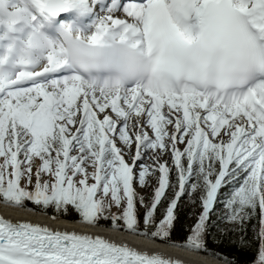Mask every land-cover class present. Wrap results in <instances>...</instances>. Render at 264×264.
Instances as JSON below:
<instances>
[{"label":"snow or ice","instance_id":"obj_1","mask_svg":"<svg viewBox=\"0 0 264 264\" xmlns=\"http://www.w3.org/2000/svg\"><path fill=\"white\" fill-rule=\"evenodd\" d=\"M28 202L197 254L220 205L264 264V0H0V204ZM0 264L183 262L0 217Z\"/></svg>","mask_w":264,"mask_h":264},{"label":"trees","instance_id":"obj_2","mask_svg":"<svg viewBox=\"0 0 264 264\" xmlns=\"http://www.w3.org/2000/svg\"><path fill=\"white\" fill-rule=\"evenodd\" d=\"M170 179L173 183H175V173H172ZM167 191L168 193H170V196L167 197V199L162 200L161 206L158 207L156 213L158 218L162 217L164 209L167 207L168 199L172 197V189H169ZM185 198L186 196L182 197L180 201L186 200L187 202L185 204L178 202L177 208L175 209L174 215L176 219L174 220V226L171 231L172 241L178 243H183L186 240V237L189 234V229L194 224L198 215L201 212V206L198 202L191 201L190 203V201ZM192 205H196L197 209H193ZM27 209H36L32 211L44 213L48 216H53L56 218L79 222V216L75 213L61 215L60 213H55L53 209H48L45 212H41L39 209L36 208L35 205H32L30 202H28ZM136 210L138 217L141 220L140 227L141 229H143L142 218L145 213V208L140 207L137 200ZM223 215V207H221L220 205H216L210 218L215 226L210 228V235L206 237L205 254L214 258L226 257L228 259L229 264H254L258 242L255 239L253 228L249 225L247 226L246 232L231 231L225 233L223 230L229 228V225L226 226L225 222L219 219V217ZM98 226L111 228V221L101 220ZM242 240L244 241L243 243H241ZM218 260L224 261L223 259Z\"/></svg>","mask_w":264,"mask_h":264},{"label":"bare ground","instance_id":"obj_3","mask_svg":"<svg viewBox=\"0 0 264 264\" xmlns=\"http://www.w3.org/2000/svg\"><path fill=\"white\" fill-rule=\"evenodd\" d=\"M0 217L12 222L23 221L39 224L40 226L48 227L53 231L59 230L62 232H76L79 234L102 236L113 240L118 244H126L140 252H147L150 254L160 253L166 258L173 259L174 261H181L183 264H224V262L208 255L197 254L181 248L171 247L167 244L132 235L122 230L116 231L112 228L101 226H87L77 221L54 218L53 216L30 211L25 208L7 207L0 204Z\"/></svg>","mask_w":264,"mask_h":264},{"label":"rangeland","instance_id":"obj_4","mask_svg":"<svg viewBox=\"0 0 264 264\" xmlns=\"http://www.w3.org/2000/svg\"><path fill=\"white\" fill-rule=\"evenodd\" d=\"M149 183H150V186L145 187V188H140L139 186L135 187V191H136V194H137V202H138L140 207H144L143 205L140 204V201H139V198H141V197L143 198V201H144L145 205L152 202L154 190H155V188L157 186L156 177H150L149 178ZM169 196H170V193H168V191H167L166 192V197H169ZM165 199H167V198H165ZM185 199H187L191 203V200L187 196H186ZM186 202H187L186 200L179 201V203H182V204H185ZM192 206H193V209H197L196 205H192ZM112 211L116 212L117 210L115 208H113ZM225 225L227 226L228 224L225 223Z\"/></svg>","mask_w":264,"mask_h":264},{"label":"water","instance_id":"obj_5","mask_svg":"<svg viewBox=\"0 0 264 264\" xmlns=\"http://www.w3.org/2000/svg\"><path fill=\"white\" fill-rule=\"evenodd\" d=\"M204 255H207V254H204ZM209 256V255H208ZM214 258V257H213ZM214 259H216V258H214ZM218 260V259H217ZM222 262H224V261H222Z\"/></svg>","mask_w":264,"mask_h":264}]
</instances>
